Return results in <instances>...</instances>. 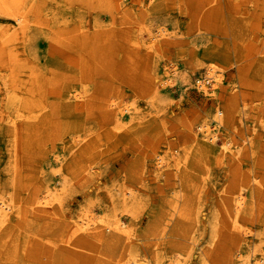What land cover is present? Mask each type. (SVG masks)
I'll return each mask as SVG.
<instances>
[{
    "label": "rangeland",
    "instance_id": "obj_1",
    "mask_svg": "<svg viewBox=\"0 0 264 264\" xmlns=\"http://www.w3.org/2000/svg\"><path fill=\"white\" fill-rule=\"evenodd\" d=\"M1 200L0 264H264V0H0Z\"/></svg>",
    "mask_w": 264,
    "mask_h": 264
},
{
    "label": "bare ground",
    "instance_id": "obj_2",
    "mask_svg": "<svg viewBox=\"0 0 264 264\" xmlns=\"http://www.w3.org/2000/svg\"><path fill=\"white\" fill-rule=\"evenodd\" d=\"M21 17V16H20ZM19 19V18H18ZM154 41V40H153ZM156 41V40H155ZM151 44V43H150ZM152 44H154V43H152ZM151 44V45H152ZM213 68L211 67L210 68V71H209V75L211 74V70H212ZM214 70V69H213ZM209 77H211V76H209ZM205 82V81H204ZM209 82H210V79H209ZM211 83V82H210ZM203 85V84H202ZM204 85H205V83H204ZM205 88V87H204ZM125 110V109H124ZM123 109H120V112L122 113L123 111H124ZM117 112H118V110H116ZM116 115V114H115ZM15 124V123H14ZM212 139L214 138V137H211ZM163 159L162 158H159V163L161 164V161H162ZM129 192V191H128ZM126 194H129V193H126ZM131 194V193H130ZM131 196V195H130ZM242 200L241 199H239V201H237L236 202V209H237V211H239L240 210V208H241V206H242ZM8 210H10V204L7 202V201H5V200H1V202H0V212L1 213H4V214H7V211ZM87 217H90V216H87ZM92 225V220L89 222V221H87V220H82V222L80 223V225L78 226L79 228L77 229L76 228V232H78V231H82L83 232V230H86L88 227H90ZM88 226V227H87ZM107 227H106V229L107 230H111L112 228H111V225H106ZM112 226H114V225H112ZM87 227V228H86ZM116 229V228H115ZM238 256V255H237ZM258 261V260H257ZM127 264H144L142 261H140V260H138V259H132V260H129L128 262H127ZM255 264H256V262H255Z\"/></svg>",
    "mask_w": 264,
    "mask_h": 264
}]
</instances>
